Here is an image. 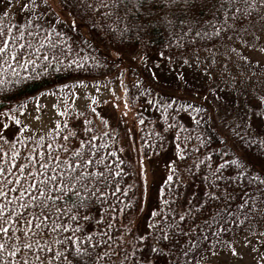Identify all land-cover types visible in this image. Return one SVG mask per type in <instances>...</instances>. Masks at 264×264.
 Returning <instances> with one entry per match:
<instances>
[{
	"label": "snow or ice",
	"instance_id": "6c2138e0",
	"mask_svg": "<svg viewBox=\"0 0 264 264\" xmlns=\"http://www.w3.org/2000/svg\"><path fill=\"white\" fill-rule=\"evenodd\" d=\"M55 5L0 0L3 18L10 11L25 18L0 27V264H233L245 255V246L251 256L254 245L251 264H264V0H55ZM73 12L107 41L113 62L127 57L155 80L157 73L147 65L159 61L152 67H166L187 93L184 103L159 107L190 112L196 130L183 140L176 133L170 152L162 151L163 137L157 136L159 145L141 142L137 180L143 179L135 200L128 193L136 185L119 182L131 178L117 155L125 148L105 152L108 144L101 143L106 136L119 138L110 127L112 110L122 100L119 123L132 110L128 98L89 96L84 111L58 113L62 119L50 131L61 143L38 136L41 143L34 148L32 141H25L26 150L15 147L30 129L20 114L30 101L54 94L48 84L56 87V73L68 63L59 47L67 49L68 38L55 32L47 16L62 22L61 14L71 18ZM70 23L78 26L76 19ZM53 35L56 43L49 39ZM9 73L14 79H5ZM41 77L47 81L42 88L31 95L24 91ZM77 83L83 86L84 80ZM134 83L142 99L151 98L152 89L140 78ZM98 104L106 106L105 114ZM170 118L160 117L175 128ZM204 118L210 123L202 129ZM133 123L144 120L134 114ZM152 158L163 161L165 175L144 211ZM161 183L174 191L165 195ZM199 183L204 187L187 196L179 187Z\"/></svg>",
	"mask_w": 264,
	"mask_h": 264
},
{
	"label": "rangeland",
	"instance_id": "374dc122",
	"mask_svg": "<svg viewBox=\"0 0 264 264\" xmlns=\"http://www.w3.org/2000/svg\"><path fill=\"white\" fill-rule=\"evenodd\" d=\"M53 6L55 7V0H53ZM2 17V15H0ZM14 21L24 22V16L18 12L10 11L9 16L7 17ZM47 19L57 25L56 27L62 28L70 33L75 34L80 39L83 40L86 46L98 47L105 52V55L109 58L110 62L106 71L95 78L84 80V85L81 87H74L72 84H69L68 90H64L63 87L52 91L53 95H48L41 97L39 101H31L26 106V112L20 114L22 119H26V122L29 123L30 129H26L25 137H33L37 139V137L42 136L47 133L50 129L54 128L55 122L57 120L62 119L58 114L61 111H68L72 113H76L77 111H84V106L88 102L89 96H97L98 99L103 101H108L109 97L114 93L117 98L123 96L124 98H128L131 100L130 108L131 111L128 112L126 117H121L119 123H117L115 116H120V113L123 111V102L122 100H118L119 108L113 109L112 111L115 113L110 120V127L114 130L115 133L119 134V138H117V142L123 148H125V156L131 161H134V170L137 173V162L140 158V149H138L136 145V126L132 125L134 120V114L137 111L141 110L144 114L156 115V118L161 117L162 111H160V104L164 102L171 103L175 105L176 103H184V97L187 93L180 89L175 88L176 82L173 78L171 72L167 70L166 67L160 66L158 68H153V63H159V61L153 60L151 63L147 65L148 68H151L152 71L157 73V77L153 80L148 71L145 70L144 65H137L136 62L129 60L127 57L124 61L116 60L113 62L112 58L107 54L110 51L108 48H105L97 39L90 33V31L82 26L78 21V26H72L70 23V19H75L73 15L71 18H65L63 14H61L62 22L52 20L51 14L49 13ZM83 44V43H82ZM123 73V75H121ZM136 78H140L144 83L145 88L152 89L151 98H141L140 95L137 94V87L134 83ZM127 88L128 91L124 92V89ZM225 91L224 88H221V92ZM219 94V93H218ZM151 101H155V103H151ZM39 104L40 110L39 112L35 111V107ZM208 103H212L211 99H209ZM56 107H53V106ZM134 105V107H132ZM157 106V107H155ZM97 110L101 112V114H105L106 106L103 104L96 105ZM181 114L184 113L181 112ZM38 116L39 119H31L32 117ZM67 118V117H65ZM107 118V117H106ZM131 129L128 134L127 141H124V133L126 130ZM30 132V134H28ZM13 141H15L16 137H11ZM4 147L3 145H0ZM172 144L162 149L163 152H170L172 150ZM130 149V151H129ZM5 150H10V148H5ZM145 158V157H144ZM146 161H149V157L145 158ZM150 164L152 166V171L149 172L148 175V186H147V196L144 199V211L148 210V204L151 203L150 198H153V193L156 190L157 181H162V176H164L163 170V161L157 163L155 158L150 160ZM142 179L139 182L141 187ZM153 202V201H152ZM260 251H264V249H260ZM256 246L253 247L252 255L247 254V248L245 246V255L240 258H234L233 264H251V260L256 259Z\"/></svg>",
	"mask_w": 264,
	"mask_h": 264
},
{
	"label": "trees",
	"instance_id": "16d2710c",
	"mask_svg": "<svg viewBox=\"0 0 264 264\" xmlns=\"http://www.w3.org/2000/svg\"><path fill=\"white\" fill-rule=\"evenodd\" d=\"M73 17L82 25L85 27V22L80 21L78 16L73 12ZM23 22L19 21H14L9 18H3L0 17V27H12L13 25L20 24ZM90 33L97 39L99 44L104 46L105 48L107 47V41H102L99 35L97 34L96 31L93 30L92 25L89 23L88 27H86ZM31 30V29H29ZM55 32L57 34L63 32L67 36V41L66 43L69 45L67 49H64L62 46L60 47V51L63 52L64 54V59L68 62L63 64V71H60L56 73L57 79L54 81L56 84L55 88H52L51 84H48V87L52 89V91H55L57 89L61 88V84H72L74 87H81L79 83H77L78 80H86V79H91L95 78L97 76L102 75L106 69L108 68L109 65V58L105 55V52L98 48V47H91L89 48L88 46L85 45L82 39H80L78 36H75V34L70 33L62 28L55 27ZM53 41V43L57 42L58 36L53 35L49 37ZM59 39L63 40L64 37H59ZM83 43V44H82ZM45 53L51 51V49L45 48L44 49ZM52 55L55 57L57 62L61 61V57L59 55V52L53 51ZM167 55V54H166ZM75 60L76 64L72 65L71 62ZM51 62V58H50ZM38 67V66H37ZM13 78L12 74L9 73L8 77L5 79ZM47 81L44 80L43 77H41L38 80H35V82H28V87L24 90L26 91L29 95L32 94L33 91L40 89L43 87L44 84H46ZM175 88H178L175 86ZM68 88H64V90H68ZM38 95V91H37ZM31 102V101H30ZM7 103V102H6ZM157 107V106H155ZM203 108H207V105H201ZM162 111L161 116L165 117H171L170 119L167 120L168 124H175V128H167L165 125V121L159 118H156V115H150V114H144V112H141V110L136 112V115L141 117L144 120V124L141 125L139 123H132V125L136 126L137 134H136V145L138 149L142 152L143 149L141 147V142L144 140L150 141L153 145H159L160 141L158 140L157 136L163 137V144L165 145V148L169 147L172 144L173 145L177 142L175 140L176 133H179L181 140H183L184 137L192 135V133L196 130V124L194 121H190L191 113L190 112H185V111H180L179 109L176 108H168L167 111L165 112L164 110L160 109L159 112ZM181 112L184 113L181 114ZM208 123H210L207 118H204V122L199 125L200 128H205ZM182 126V127H181ZM62 128L56 129V131H62ZM165 131L167 132V135H165ZM94 134L98 135V133ZM208 135H211V133H208ZM40 137H44L47 139L49 143H56L59 144L61 143V137L59 136H54L52 135L51 131L49 130L47 133L43 134ZM18 138L16 137L15 140ZM25 141H32V147H36L37 144L41 143V140L34 139L33 137H25L22 139H19V142L16 143L15 147L17 150H26L27 145L25 144ZM193 142H195V137H193ZM101 143L108 144V148L105 149V152H111V151H116V149L121 148L119 143L117 142L116 135H113L111 137H103L101 138ZM183 146V145H182ZM191 146V145H189ZM2 147V146H0ZM10 151V150H7ZM117 155L120 156L121 160L125 161V164L121 165V167L125 168L126 172L131 173V178L129 176H122L120 177V183L123 184H135L136 188L133 189L128 193V196L135 200L137 198L138 191L140 189L139 182L137 180V173L136 170H134V161L129 160L124 153H119L117 152ZM145 158H148L145 155ZM203 159V157H201ZM129 161H131V166H129ZM191 161V157H190ZM134 163V164H133ZM164 176H162L163 178ZM184 179V174L181 175V180ZM160 186H165L163 183H161ZM158 187V186H157ZM156 187V188H157ZM181 192L187 196L189 194L190 190H195L196 188H202L204 185L202 183L199 184H193L191 185V188H189L188 185H179ZM165 195L167 194V191L172 190L174 191V188L171 185L165 186ZM150 201H153V198H150ZM145 209V207H144Z\"/></svg>",
	"mask_w": 264,
	"mask_h": 264
}]
</instances>
